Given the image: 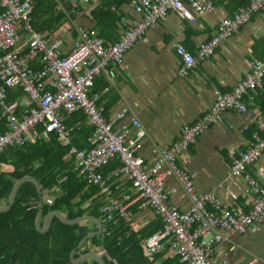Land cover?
Listing matches in <instances>:
<instances>
[{
	"label": "built area",
	"instance_id": "built-area-1",
	"mask_svg": "<svg viewBox=\"0 0 264 264\" xmlns=\"http://www.w3.org/2000/svg\"><path fill=\"white\" fill-rule=\"evenodd\" d=\"M137 14L118 40L106 44L89 31L75 26L76 40L65 55H60V41L49 43L32 24L33 0H0V110L7 126L0 129V154L7 148H20L55 134L62 146H69L77 126L63 123L64 114L82 112L86 126L92 129L87 139L88 149L69 150L74 160V172L87 185L98 188V197L107 201L100 213L104 221L116 224L127 220L125 202L130 196H114L111 184L102 169L117 160L122 174L153 214L161 221V228L142 240L143 257L151 261L165 248L178 264H226L224 259L213 258V248L229 235H244L264 224V181L260 183L248 172L264 153V134L254 133L246 150L231 163V174L243 177L246 192L253 196L247 212L229 209L221 199L211 193H197L189 174L177 166V160L187 153L199 137L219 120L226 111L245 112L244 98L264 84V59L250 64L246 76L230 92L220 93L210 110L191 124L180 129L177 142L166 149L150 151L153 162L145 165L135 153L143 137L136 120L129 126L115 127L104 117L99 95H88L94 80L111 63L120 66L125 54L142 38L148 27L162 21L169 12L194 21V12L212 11L210 0H124ZM71 13L85 10L91 0H65ZM264 6V0H251L232 17L220 22L217 34L201 45L197 54L183 45H175L179 59V74L185 76L200 61L214 54L221 40L238 36L241 27ZM22 51L25 53H22ZM39 59L42 67L33 69L32 62ZM38 62V60H37ZM20 88L30 103V109L16 115L17 104L6 103V90ZM107 90V89H105ZM126 110L117 114L124 119ZM42 129V134L38 129ZM131 130L133 139L128 140ZM172 176L184 189L191 201L187 211L170 205L163 181ZM51 205L53 199H46ZM124 203V205H123Z\"/></svg>",
	"mask_w": 264,
	"mask_h": 264
},
{
	"label": "crops",
	"instance_id": "crops-1",
	"mask_svg": "<svg viewBox=\"0 0 264 264\" xmlns=\"http://www.w3.org/2000/svg\"><path fill=\"white\" fill-rule=\"evenodd\" d=\"M250 1L210 0L212 11L194 12V21L169 12L162 21L148 27L142 38L125 54L120 66L111 63L95 78L93 94L99 95L104 117L117 128L129 126L132 119L138 122L143 137L138 141L139 149L135 155L145 165H151L153 162L150 154L152 149H166L177 142L181 127L204 116L220 93L230 92L244 79L252 62L264 59L263 6L241 27L238 36L221 40L213 55L200 61L185 76L179 74L180 62L175 55V45H183L196 55L201 45L216 36L220 22L232 17L240 7L248 5ZM64 5L62 1L55 2V10L63 12L64 16L52 31L40 32L49 43L60 41V55H65L72 48L77 37L75 26H80L93 35L99 32L103 35L100 39L106 44H112L118 40L126 26L138 18L124 0H91L85 10L75 13H71V9L70 12L66 11ZM98 8L102 12L94 16ZM104 11L111 12L113 18L106 17ZM30 67L39 69L42 65L39 59H36ZM19 90L21 89L6 90V103L17 104V116L25 109L33 107L22 90L21 95H16ZM250 96L252 99L244 98L245 112H224L221 120L211 125L196 143L189 147L187 153L177 160V166L189 174L197 193H211L221 199L229 209L237 208L243 212H247L252 206L253 196L246 192L247 183L244 178L234 177L230 167L232 161L245 152L247 143L251 141L254 133L264 134V84L251 92ZM124 109L126 110L124 119L116 120L117 114ZM68 117L69 115L64 114L63 121ZM67 126H77L80 130L83 128L78 123ZM84 126L89 128L86 123ZM0 129L2 133L7 130L5 121L1 118V110ZM38 132L42 134V129L39 128ZM133 137L131 130L128 140ZM118 170L105 178L111 184L114 196L119 198L123 194L130 196L125 202L129 218L123 221L125 228L139 239L140 247L143 239L161 228V221L143 205V201L137 197V192L131 188L129 181L122 174L117 173ZM0 171L8 173L12 169L3 166ZM248 172L263 183L264 153L248 167ZM163 185L170 205L177 207L179 211L189 210L191 201L174 177L167 176ZM56 191L57 194L60 193L61 188ZM54 194L55 192L50 191L44 195L45 202L46 199H53ZM96 200L103 232V225L107 222L104 221L100 208L107 201L98 196ZM89 206L87 203L84 204V208ZM58 214L65 219L64 212ZM48 215L42 217L41 213L40 227ZM52 217L47 220L48 226ZM120 221L122 220L118 219L117 223ZM96 231L95 224L91 232ZM102 232L95 237L101 236ZM85 251L88 253L71 260L78 261L87 255H95L112 262L99 246L92 248L88 245ZM163 251L162 254L152 257L151 261L143 257L142 251L141 256L145 264H177L170 252L165 248ZM213 258H222L226 264H264V224L256 226L244 235L234 233L227 236L213 248ZM84 261L95 260L87 259L72 264Z\"/></svg>",
	"mask_w": 264,
	"mask_h": 264
},
{
	"label": "trees",
	"instance_id": "trees-1",
	"mask_svg": "<svg viewBox=\"0 0 264 264\" xmlns=\"http://www.w3.org/2000/svg\"><path fill=\"white\" fill-rule=\"evenodd\" d=\"M60 1L65 4L64 9L70 12L71 8L65 0ZM60 1L33 0L32 24L36 31H52L64 16L63 12L55 10V2ZM101 12V9H96L94 16ZM104 14L106 17L111 16L109 11H104ZM96 35L103 38L99 32ZM93 93L95 90L92 87L88 95ZM21 94V90L16 93L17 96ZM63 123L65 125L78 123L83 126L73 134L68 147L62 146L55 134H48L40 141L28 143L21 148H7L0 154V169L3 166L12 169L8 173L0 171L1 208L7 207L12 187L22 178L34 179L41 189V194H38L34 183H22L16 190L10 209L0 212V264H72L69 259L70 253L74 251L72 260H76L88 253L85 251L88 245L92 248L99 246L108 255L112 262L103 257L106 264H145L141 256L139 239L125 228L123 220L116 224L103 223L102 235L93 237L81 249H77V246L94 229V222L82 221L69 225L53 216L45 232H40L36 228L35 219L40 201H43L42 217L51 212H64L66 220L83 216L102 220L96 205L98 188L87 185L76 176L73 171V157L67 156L71 148L76 151L88 149L87 138L91 136L92 129L85 128V116L82 112L69 114ZM119 168V162L112 161L102 169V174L111 175ZM59 188L61 192L57 194L56 189ZM50 191L55 194L53 203L48 205L44 195ZM86 203L90 205L89 208H84ZM80 264L99 263L84 261Z\"/></svg>",
	"mask_w": 264,
	"mask_h": 264
},
{
	"label": "water",
	"instance_id": "water-1",
	"mask_svg": "<svg viewBox=\"0 0 264 264\" xmlns=\"http://www.w3.org/2000/svg\"><path fill=\"white\" fill-rule=\"evenodd\" d=\"M24 182H31V183H34L35 186H36V189L38 191V194H41V189H40V186L39 184L32 178H29V177H25V178H22L21 180L17 181L14 186L12 187V190H11V193L9 195V200H8V205L7 207L5 208H0V212H6L10 209L11 205H12V202H13V198H14V195L16 193V190L18 188L19 185H21L22 183ZM42 206H43V203L42 201L39 202V210H38V213H37V216H36V220H35V226L36 228L40 231V232H45L47 230V226H48V222L47 220L52 217V216H55L57 217L61 222H63L64 224H75V223H78V222H81V221H92L96 224L97 226V231L96 232H91L89 233L88 236H86L82 242L80 244H78V248H81L88 240H90L91 238L95 237V236H98L100 235V233L102 232V225H101V222L99 219L95 218V217H89V216H83V217H80V218H77V219H74V220H65L60 214H58L57 212H52L50 213L47 218H46V221L44 222L43 226L40 227L39 226V219L41 217V213H42ZM73 257V252L70 253L69 255V259L71 260ZM87 259H92V260H95L97 261L99 264H105L104 261L95 256V255H87L85 257H83L82 259L78 260V261H72V263H75V262H81L83 260H87Z\"/></svg>",
	"mask_w": 264,
	"mask_h": 264
}]
</instances>
